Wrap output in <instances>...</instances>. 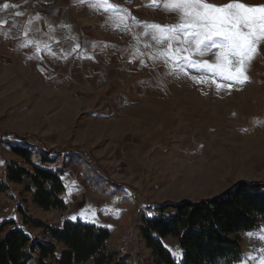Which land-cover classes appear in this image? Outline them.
<instances>
[{
    "label": "rangeland",
    "instance_id": "374dc122",
    "mask_svg": "<svg viewBox=\"0 0 264 264\" xmlns=\"http://www.w3.org/2000/svg\"><path fill=\"white\" fill-rule=\"evenodd\" d=\"M167 2L112 0L118 5L112 8L105 0H69L54 10L25 9L52 12L54 22H22L28 15L7 8L0 13V137L8 133L14 142L11 134L28 133L50 149H78L124 185L97 194L81 178V167L70 164L62 177L67 211L27 204L26 212L53 226L73 216L108 226L111 243L127 247L133 264L151 263L136 228L148 206L199 201L239 180H264V41L247 64L244 83L230 90L196 83L193 76L210 73L187 65V75L172 73L162 59L149 58L168 44L157 43L148 25L180 23ZM202 51L193 59L215 62L218 50ZM9 159L16 156L0 141V174ZM20 189L13 184L0 192V224L12 221L7 229L17 225L48 241L16 212ZM255 233L264 236V221ZM163 243L180 252L176 239ZM248 257L244 250L235 264H260Z\"/></svg>",
    "mask_w": 264,
    "mask_h": 264
},
{
    "label": "trees",
    "instance_id": "16d2710c",
    "mask_svg": "<svg viewBox=\"0 0 264 264\" xmlns=\"http://www.w3.org/2000/svg\"><path fill=\"white\" fill-rule=\"evenodd\" d=\"M4 133L0 141L16 156L0 174V192L21 185L16 212L23 225L40 230L48 241L22 227L0 224V264H133V255L116 238L111 243L108 226L64 218L58 226L26 212L27 204L44 210L67 211L62 177L70 164L81 167V178L97 194L119 192L123 184L105 176L78 149H50L34 135ZM264 221V180H239L217 196L199 201L180 200L148 206L136 225L138 236L150 252V264H235L244 252V237L261 229ZM177 240L182 257H175L163 239ZM112 244V245H111Z\"/></svg>",
    "mask_w": 264,
    "mask_h": 264
},
{
    "label": "snow or ice",
    "instance_id": "6c2138e0",
    "mask_svg": "<svg viewBox=\"0 0 264 264\" xmlns=\"http://www.w3.org/2000/svg\"><path fill=\"white\" fill-rule=\"evenodd\" d=\"M105 2L112 8L118 7L112 0ZM152 3L155 5L158 0H152ZM164 7L180 13V23L148 25L156 30L157 35L153 39L157 43L166 41L168 44L157 57L150 56V59H162L166 66H171L172 73L183 72L187 75L185 65L205 69L210 76H193L192 79L199 84L211 82L218 89L230 90L233 84L247 81V64L257 54L258 45L264 41V5L249 6L237 0L223 5H214L206 0H168ZM202 49L218 50L215 62L194 60V53L202 55ZM217 78L225 82L217 83ZM77 218L71 217L72 220ZM173 255L174 258L182 257L183 253L173 250ZM260 264H264V256L260 258Z\"/></svg>",
    "mask_w": 264,
    "mask_h": 264
},
{
    "label": "crops",
    "instance_id": "0c3cea01",
    "mask_svg": "<svg viewBox=\"0 0 264 264\" xmlns=\"http://www.w3.org/2000/svg\"><path fill=\"white\" fill-rule=\"evenodd\" d=\"M69 0H0V13H2V10L5 9L4 5L7 4L8 7H6L8 10H13L15 13H17L19 16H22L24 13L28 16L26 18L20 19L22 22H40L44 21L43 19L49 21H56L55 20V14L54 13H49V12H44L43 16L38 15L36 12V15H32L31 13H27L25 9H30V10H39L43 9L45 11H48L49 9L54 10L56 9L57 6L63 5L65 2ZM49 13V14H48ZM5 19V18H4ZM56 24L53 26L55 27Z\"/></svg>",
    "mask_w": 264,
    "mask_h": 264
},
{
    "label": "built area",
    "instance_id": "2783aa9c",
    "mask_svg": "<svg viewBox=\"0 0 264 264\" xmlns=\"http://www.w3.org/2000/svg\"><path fill=\"white\" fill-rule=\"evenodd\" d=\"M244 249L246 254L250 255L251 259L257 261L264 256V238L262 239L257 233L252 232V235H247L244 240Z\"/></svg>",
    "mask_w": 264,
    "mask_h": 264
}]
</instances>
